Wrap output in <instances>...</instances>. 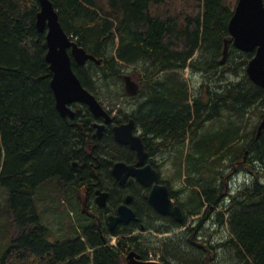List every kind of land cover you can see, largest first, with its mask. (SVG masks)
Here are the masks:
<instances>
[{
	"label": "trees",
	"instance_id": "trees-1",
	"mask_svg": "<svg viewBox=\"0 0 264 264\" xmlns=\"http://www.w3.org/2000/svg\"><path fill=\"white\" fill-rule=\"evenodd\" d=\"M50 1L64 32L99 60L72 61L73 71L110 110L129 100L148 162L184 219L155 212L135 181L117 183L113 163H131L134 153L111 130L94 136L86 105H74L73 118L60 116L45 31L35 25L38 0H0V187L6 192L0 207L18 231L8 233L0 264H124L131 250L143 260L160 252L163 264H264V183L253 177L264 172V127L257 130L264 89L246 74L253 52L232 44L228 24L236 4ZM124 75L137 80L138 98L124 89ZM249 114L257 115L252 125ZM233 168L252 179L230 189ZM51 179L88 189L93 207L95 187L109 193L97 220L79 214L63 240L41 223L34 203L36 189ZM129 194L138 220L110 231L107 212Z\"/></svg>",
	"mask_w": 264,
	"mask_h": 264
},
{
	"label": "water",
	"instance_id": "water-1",
	"mask_svg": "<svg viewBox=\"0 0 264 264\" xmlns=\"http://www.w3.org/2000/svg\"><path fill=\"white\" fill-rule=\"evenodd\" d=\"M39 11L36 15V28L45 31L47 51L45 60L51 72L50 88L52 90L55 107L62 117L73 118L74 104H84L94 117H102L105 123L110 122L107 111L99 100L80 82L72 69V61L82 66L88 60L99 63L93 55L88 54L78 46L64 32L58 14L50 0H38ZM229 34L233 46L243 52H253L252 58L246 66L248 78L256 86L264 89V0H237L233 15L228 24ZM225 41L223 59L227 53ZM125 90L129 95L137 93L138 86L130 76L124 77ZM96 134L101 135L103 124H95ZM264 127V119L258 125V133ZM133 121L114 125L112 127L114 140L128 146L136 153L137 161L127 164L123 161L113 163L111 175L119 185H124L129 177L136 179L142 186L150 187L147 201L159 214L172 217L182 223L184 219L182 209L173 202L166 184L160 183V174L150 164L145 163L148 154L139 135L132 132ZM108 196L107 191L97 190L96 203L103 207ZM130 195L117 208L116 215L109 216V228L112 230L117 224H127L136 221L135 212L129 207ZM126 264H163L160 261L143 260L131 250L125 256Z\"/></svg>",
	"mask_w": 264,
	"mask_h": 264
},
{
	"label": "rangeland",
	"instance_id": "rangeland-1",
	"mask_svg": "<svg viewBox=\"0 0 264 264\" xmlns=\"http://www.w3.org/2000/svg\"><path fill=\"white\" fill-rule=\"evenodd\" d=\"M233 4H236L237 0H230ZM183 76L190 82L189 74L185 71ZM125 100V101H124ZM101 101V100H100ZM103 105L107 107V101H102ZM122 104L126 108L132 106L129 103V100L126 97L122 98V103L119 102V105ZM119 108L115 106L113 109ZM250 125L254 124L257 120V115H250ZM165 169V168H163ZM168 170L165 169L164 174H168ZM253 177H258L261 183H264V172L253 174ZM251 175L246 176L245 172L241 170H237L233 168L232 173L227 181H229L230 189H235L239 184H244L246 180H251ZM64 186H60L57 179H51L46 181L44 184L39 186L34 195V203L37 211L39 212L40 221L44 225H46L50 230L53 231L55 237L59 240H63L68 236V228L69 225L77 223L78 218H80L79 214L85 215L84 211L85 206L83 205V201L86 196V190L84 188L80 189H72L73 186H67L61 183ZM178 183H174L175 187H178ZM6 196V192L3 188L0 187V201L2 198ZM70 198V199H69ZM73 200L75 206L72 205L70 200ZM1 207H0V259L5 250L6 244L8 243V233L12 235H16L17 227L14 224L8 225L9 222L5 215L1 216ZM60 228V229H59ZM73 232V231H72ZM112 242V239H111ZM115 243V239H114ZM125 254L124 256H126ZM150 259H159L161 253L158 252L155 257L151 256ZM159 261V260H158ZM224 264V261H222ZM126 264V262H124Z\"/></svg>",
	"mask_w": 264,
	"mask_h": 264
},
{
	"label": "flooded vegetation",
	"instance_id": "flooded-vegetation-1",
	"mask_svg": "<svg viewBox=\"0 0 264 264\" xmlns=\"http://www.w3.org/2000/svg\"><path fill=\"white\" fill-rule=\"evenodd\" d=\"M135 81H136V79H135ZM136 83L138 84V82L136 81ZM124 88H125V86H124ZM139 91H140V87H139V84H138V90H137V93L136 94H134V97L133 96H131V97H133V98H138V94H139ZM130 97V98H131ZM73 107V110H74V105L72 106ZM105 110L107 111V113H108V115H109V117H110V122L109 123H105L104 122V119L102 118V117H94L95 118V120L93 121V127H94V133H93V135L94 136H96V137H98V138H101L102 136H103V134L105 133V132H107V131H109V130H111V132H112V127L114 126V125H119V124H122V123H127L129 120H132L133 121V129H132V132H133V134H135V135H139L140 137H141V139H142V128H141V126H139V122L138 121H136L134 118H132L131 116H128V110H130L129 108H126L125 106H123V105H121L119 108H116V109H112V110H110L109 109V107H105ZM75 111V110H74ZM103 124L104 125V128H103V130H102V133H101V135L100 136H98L97 134H96V130H97V127L95 126V124ZM112 135H113V132H112ZM114 138V137H113ZM143 141V140H142ZM126 146V145H125ZM128 147V146H127ZM129 148V147H128ZM130 149V148H129ZM131 150V149H130ZM133 153H134V156H135V158H134V161L133 162H131V163H127V164H134L136 161H137V156H136V153L133 151V150H131ZM124 162V161H123ZM126 163V162H125ZM145 163H147V164H150L149 162H148V158H147V160H146V162ZM151 165V164H150ZM132 180V181H135L137 184H139L142 188H144L146 191H147V195H148V192H149V189H150V187H144V186H142L136 179H134V178H132V177H129L128 179H127V181H126V183L125 184H127L128 182H129V180ZM97 180H98V182H100V180H99V178H97ZM159 182H160V180H159ZM118 183V182H117ZM160 183H162V182H160ZM124 184V185H125ZM124 185H120V186H124ZM97 190H101V191H106V190H102L100 187H95V189H94V194H95V196H94V198H96V194H97ZM88 189L85 191L86 192V196H85V198H84V200L83 201H85V202H83V205L85 206V209L84 210H87L88 209V211H84L85 213H86V215L89 217V218H92V220H94V221H96L97 220V214L100 212V210H102L104 207H105V205H106V203H107V201H106V203H105V205L103 206V207H100V206H98V205H96V207H93L92 205H91V203H88V200H87V195H88ZM107 192H108V190H107ZM108 195H109V193H108ZM130 195V194H129ZM147 195H146V200H147ZM128 196V195H127ZM127 196L125 197V200H126V198H127ZM107 198H108V196H107ZM107 200V199H106ZM125 200H124V202H125ZM95 202V201H94ZM124 202H122V203H124ZM148 202V201H147ZM121 203V204H122ZM96 204V203H95ZM132 204H133V201H132V197H130V200H129V202H128V205H129V207H131V209L135 212V215H136V217H137V213H136V211H135V209H134V207L132 206ZM149 204V203H148ZM120 204H118L117 206H116V208H115V210H113V211H111V213L110 212H107V214H106V220H105V222H106V225H107V227H108V229L110 230V228H109V216H112V215H116V211H117V208H118V206H119ZM98 208V209H97ZM101 208V209H100ZM153 209V208H152ZM154 210V209H153ZM155 211V210H154ZM156 212V211H155ZM170 217V216H169ZM172 218V217H171ZM138 220V219H137ZM136 220V221H137ZM130 223V222H129ZM129 223H127V224H129ZM124 223H121V224H117L115 227H114V229H116L117 227H119L120 225H123ZM114 229H112V230H114ZM112 230H110V231H112Z\"/></svg>",
	"mask_w": 264,
	"mask_h": 264
}]
</instances>
